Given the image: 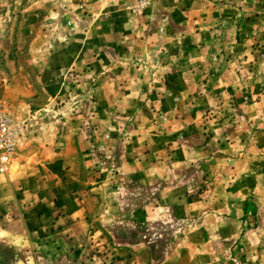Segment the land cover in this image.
Returning <instances> with one entry per match:
<instances>
[{"label": "rangeland", "instance_id": "374dc122", "mask_svg": "<svg viewBox=\"0 0 264 264\" xmlns=\"http://www.w3.org/2000/svg\"><path fill=\"white\" fill-rule=\"evenodd\" d=\"M211 2L186 16L179 0H0V108L23 123L14 159L78 152L61 203L109 213L107 250L0 242V264H121L123 247L148 264H264V8ZM14 164L0 192L28 189L41 212L34 191L52 185L28 172L22 186ZM235 212L239 237L210 232Z\"/></svg>", "mask_w": 264, "mask_h": 264}, {"label": "crops", "instance_id": "0c3cea01", "mask_svg": "<svg viewBox=\"0 0 264 264\" xmlns=\"http://www.w3.org/2000/svg\"><path fill=\"white\" fill-rule=\"evenodd\" d=\"M179 1L180 7L184 6V8H179L178 11L186 14V16L195 13L196 1L210 6H217L211 0ZM253 4L256 8H264V0H253ZM189 19L194 18L191 15ZM174 26L180 25L174 23ZM43 147L32 150L34 153L19 156L18 160H13L15 163L13 169L17 167L19 169L14 178L21 180L22 186L29 183V176L25 175L28 172L38 173L35 176L38 178L37 183L44 184L47 181L52 185L49 189L40 188V190L34 191L38 196L44 197L38 206V210H41V212L36 211L32 205L29 206V201L33 202V199L26 198V201L23 200V195L34 197L32 191L29 192L28 189L20 190L21 197H17L14 193L17 191L13 188H11L10 196L8 190L5 192L4 189H1L0 242L16 250L26 251L30 247L32 250L37 248L38 251L43 253L98 252L102 248L107 250L109 239L108 236L106 237L103 228L99 227V222L109 213L87 212L81 203L76 204L73 201L66 206L61 203L62 197L73 196V183L78 179L76 173L80 172L78 152H73L69 148L59 151L57 147ZM28 157L30 158L28 159ZM31 160L35 163H31ZM258 167V171L264 172V162ZM54 198L57 200L54 201ZM24 202H26V206H23ZM261 214L264 216V208L260 207L258 211L259 218ZM215 218L217 226L210 232L220 237L221 240H231L243 233L242 213L235 212L225 216L216 215ZM249 231H252V229ZM213 244L215 243L213 242ZM116 250L120 256H123V259L120 260L121 264H148L140 256L135 258L134 253L126 247ZM102 264H109V261L106 260Z\"/></svg>", "mask_w": 264, "mask_h": 264}, {"label": "built area", "instance_id": "2783aa9c", "mask_svg": "<svg viewBox=\"0 0 264 264\" xmlns=\"http://www.w3.org/2000/svg\"><path fill=\"white\" fill-rule=\"evenodd\" d=\"M21 128H23V123L8 111L0 108V175L10 172Z\"/></svg>", "mask_w": 264, "mask_h": 264}, {"label": "bare ground", "instance_id": "6f19581e", "mask_svg": "<svg viewBox=\"0 0 264 264\" xmlns=\"http://www.w3.org/2000/svg\"><path fill=\"white\" fill-rule=\"evenodd\" d=\"M13 161V160H12ZM11 167H12V165H11ZM10 171H11V169H10Z\"/></svg>", "mask_w": 264, "mask_h": 264}]
</instances>
